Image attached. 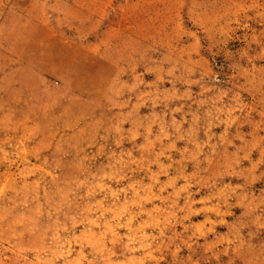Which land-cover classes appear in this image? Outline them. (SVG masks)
I'll return each mask as SVG.
<instances>
[{
  "label": "rangeland",
  "instance_id": "obj_1",
  "mask_svg": "<svg viewBox=\"0 0 264 264\" xmlns=\"http://www.w3.org/2000/svg\"><path fill=\"white\" fill-rule=\"evenodd\" d=\"M0 264H264V0H0Z\"/></svg>",
  "mask_w": 264,
  "mask_h": 264
}]
</instances>
